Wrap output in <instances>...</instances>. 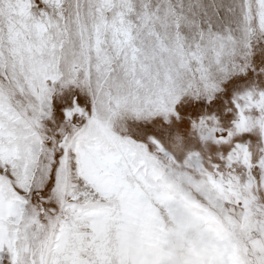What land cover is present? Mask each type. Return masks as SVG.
<instances>
[{"label":"snow or ice","instance_id":"snow-or-ice-1","mask_svg":"<svg viewBox=\"0 0 264 264\" xmlns=\"http://www.w3.org/2000/svg\"><path fill=\"white\" fill-rule=\"evenodd\" d=\"M0 264H264V0H0Z\"/></svg>","mask_w":264,"mask_h":264}]
</instances>
